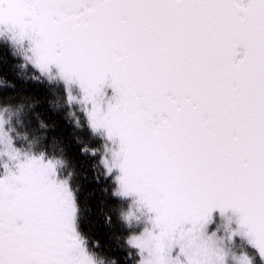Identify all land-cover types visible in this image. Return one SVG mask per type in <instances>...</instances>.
<instances>
[{
    "label": "snow or ice",
    "instance_id": "1",
    "mask_svg": "<svg viewBox=\"0 0 264 264\" xmlns=\"http://www.w3.org/2000/svg\"><path fill=\"white\" fill-rule=\"evenodd\" d=\"M0 264H264V0H0Z\"/></svg>",
    "mask_w": 264,
    "mask_h": 264
}]
</instances>
